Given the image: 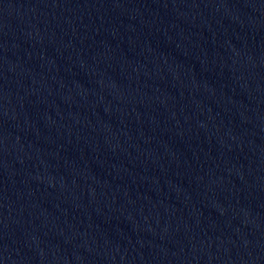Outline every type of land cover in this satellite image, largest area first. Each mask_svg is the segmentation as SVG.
Masks as SVG:
<instances>
[{
    "label": "water",
    "instance_id": "1",
    "mask_svg": "<svg viewBox=\"0 0 264 264\" xmlns=\"http://www.w3.org/2000/svg\"><path fill=\"white\" fill-rule=\"evenodd\" d=\"M0 264H264V0H0Z\"/></svg>",
    "mask_w": 264,
    "mask_h": 264
}]
</instances>
